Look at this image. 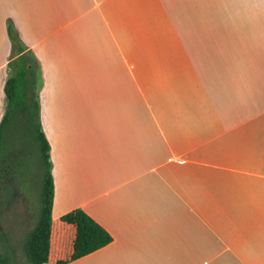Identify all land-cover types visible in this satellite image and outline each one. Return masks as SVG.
<instances>
[{
	"label": "crops",
	"instance_id": "obj_1",
	"mask_svg": "<svg viewBox=\"0 0 264 264\" xmlns=\"http://www.w3.org/2000/svg\"><path fill=\"white\" fill-rule=\"evenodd\" d=\"M9 21L42 70L52 217L113 238L70 264H264V0H0V124Z\"/></svg>",
	"mask_w": 264,
	"mask_h": 264
},
{
	"label": "trees",
	"instance_id": "obj_2",
	"mask_svg": "<svg viewBox=\"0 0 264 264\" xmlns=\"http://www.w3.org/2000/svg\"><path fill=\"white\" fill-rule=\"evenodd\" d=\"M8 34L13 56L5 85L8 105L0 124L1 195H14V182L27 187L34 169L38 174L34 180L40 181L41 186L40 217L23 242L24 254L28 264H70L108 246L113 238L82 209L53 219L51 146L41 123L39 102L42 70L38 60L25 52L11 21ZM9 160L17 162L12 164ZM0 263L8 264L9 259L0 258Z\"/></svg>",
	"mask_w": 264,
	"mask_h": 264
},
{
	"label": "rangeland",
	"instance_id": "obj_3",
	"mask_svg": "<svg viewBox=\"0 0 264 264\" xmlns=\"http://www.w3.org/2000/svg\"><path fill=\"white\" fill-rule=\"evenodd\" d=\"M42 88L43 85L40 89ZM9 162L15 164L17 161L9 160ZM30 173L27 187L14 182L12 191L15 192L11 197L2 196L0 187V258H8V264H28L23 251V242L40 217V181L34 180L38 177L34 169Z\"/></svg>",
	"mask_w": 264,
	"mask_h": 264
}]
</instances>
